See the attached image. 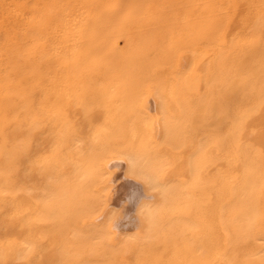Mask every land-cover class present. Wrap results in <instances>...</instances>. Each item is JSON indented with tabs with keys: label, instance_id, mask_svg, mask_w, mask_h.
Instances as JSON below:
<instances>
[{
	"label": "bare ground",
	"instance_id": "bare-ground-1",
	"mask_svg": "<svg viewBox=\"0 0 264 264\" xmlns=\"http://www.w3.org/2000/svg\"><path fill=\"white\" fill-rule=\"evenodd\" d=\"M42 1L37 107L0 111V264H264V0H216L208 51V1L162 0L120 68L109 20L141 0ZM7 9L5 106L27 30Z\"/></svg>",
	"mask_w": 264,
	"mask_h": 264
},
{
	"label": "rangeland",
	"instance_id": "rangeland-1",
	"mask_svg": "<svg viewBox=\"0 0 264 264\" xmlns=\"http://www.w3.org/2000/svg\"><path fill=\"white\" fill-rule=\"evenodd\" d=\"M25 1V2H24ZM88 1V0H87ZM102 1H104L105 2V0H102ZM112 2V0H108L107 2ZM138 1H140V0H138ZM142 2V4H141V6H144L143 7V10H141L142 9V7L140 6V7H137V8H135V9H137L135 12L133 11V7H132V12H130L129 13V11L130 10H127V11H125V9H123V13L122 14H124L125 12H127V14H128V17H129V15L132 13V15L133 16H131L130 15V18L131 17H134L135 15L134 14H136V18H133V21H136V19H137V22L136 23H133V22H131L129 19L130 18H123V20H122V22L124 21V19L126 20V24H124L123 26H124V29H122L121 30V23L122 22H120L121 21V19H118V21H116V22H113V21H115L116 20V18L115 17H117V16H115V17H112V20L110 19L109 21H111L110 23L111 24H109V25H112L113 23H114V25H117V26H115L114 27V25H113V27L114 28H116L115 29V32H114V30L113 31H111V34H112V37H113V40L111 41V39H108V38H106L107 39V42H108V40L109 41H111V43L112 44H114V46H115V42H117V40H119L118 42H119V45L116 47V49L112 52V53H110V52H108L107 54H106V56L111 60V61H113V62H116L117 64H116V66L118 67V68H120L121 66H122V64H123V62L124 61H127V59L128 60H132V57H134V49H135V46L136 47H138L139 45H138V43H140L139 41L141 40V39H138L141 35H142V33L144 32V30H145V28H146V25L148 24V23H151L154 19H156V17H157V15H159L158 13H157V11H156V8H157V6H158V3H160L162 0H147V1H143V0H141ZM166 3H174L175 2V0H164ZM206 1H208V3H206L205 5H204V7L205 8H203V19H202V27H201V29L203 30V37H204V40H203V42H204V45L206 46V47H204L205 49L204 50H206V49H208V50H210L209 48H211L212 47V42H213V39H214V36H215V26H216V24H217V3L215 2L216 0H206ZM42 0H40V1H38V0H20V3H19V1L18 0H0V4H4L5 6H7V11H10V12H12V13H23V15H24V17H25V22L27 23V25H25V22H24V25H25V27L27 28V30H26V33H25V35H26V37L24 38V43L26 44H23L24 45V48H23V52H22V56H23V69H24V71H25V79H24V82H26V84L23 82V87L26 89H22V90H19V92H21L22 94H18V90H10V92H13V93H10L11 95H14V96H11L10 95V97L12 98H10L9 96H7L8 97V99H6V98H4V99H6V100H4V102L5 103H7L6 104V106L1 102L0 103V111L1 112H4V114H5V111L7 110V109H9V110H7V112H6V114L7 115H17V114H19L20 112V114L19 115H21L22 114V111L24 112H26V111H29V110H33V109H35L36 107H37V98H36V95H37V93H35L36 92V88L34 87V85L36 84V82H38L39 81V79H38V72L36 71L38 68H39V65L40 66H43V65H45V60L43 59V58H39L38 57V53L37 54H35L36 53V51L38 52V50H37V47L35 46V43H37L38 42V40H37V35H36V33L37 32H39V29L38 30H36L35 31V29H37L38 27L37 26H33V25H37V24H35V23H37V21H38V18H37V16H39V14H40V12H39V10H40V8L41 7H39V6H42L43 4H42ZM91 2V1H90ZM13 3H15V4H13ZM23 3H24V5H23ZM25 3H27V4H25ZM37 3L39 4V5H37ZM133 3V1L131 2V3H129V2H127V3H125L124 4V6H123V8L126 6V4H132ZM13 4V5H12ZM18 4V5H17ZM29 4V5H28ZM34 4V5H33ZM110 3H106L105 5H108V7L109 8H111L110 7V5H109ZM2 5H0V7L2 6ZM12 5V6H11ZM15 5V6H14ZM30 5H32V6H30ZM36 5V6H35ZM129 5V7H131ZM18 6V7H17ZM20 6V7H19ZM26 7V9H28L27 10V12L25 11L26 9H23V8H25ZM151 6V7H150ZM23 7V8H22ZM29 7V8H28ZM33 9H32V8ZM37 7V8H36ZM107 6H106V8H108ZM34 8H36V9H38V11L36 10V9H34ZM102 8H105V6L103 7H101V9ZM125 8H128L127 6L125 7ZM150 8H152V9H150ZM32 9V10H31ZM18 10V11H17ZM29 10H30V13H29ZM141 10V11H140ZM148 10H149V12H148ZM125 11V12H124ZM32 12V13H31ZM38 12V13H37ZM140 12V13H139ZM153 12V13H152ZM29 13V14H28ZM37 15H35V14ZM97 13H99V10H96V14ZM137 13L138 14H140V16H138L137 15ZM126 14V13H125ZM127 14H126V16H127ZM0 15H1V12H0ZM30 15V16H29ZM31 15H33L32 17H31ZM121 16V15H120ZM118 16L119 18H121V17H124L125 15H123V16ZM138 17H140L142 20H140V18H138ZM144 17V18H143ZM27 18V19H26ZM33 18V19H32ZM115 20H114V19ZM34 19L36 20L35 21V23L33 22L34 21ZM32 20V21H31ZM130 22H129V21ZM128 21V22H127ZM150 21V22H149ZM32 22H33V24H32ZM118 22V23H117ZM143 22V23H142ZM131 25H130V24ZM133 23V24H132ZM120 24V25H119ZM134 25V26H133ZM142 25H144V26H142ZM28 26H30V27H28ZM31 26H32V28H34V27H36L35 29H32L31 28ZM129 26H131V28L129 27ZM112 26H111V29H114ZM132 27H135V28H133L132 29ZM118 28H120V31H119V29ZM123 28V27H122ZM34 30V31H33ZM32 31L33 32H35V35H34V33H32ZM27 32H29V33H27ZM132 32V34L131 35H129L130 36V38H132V39H130L129 38V36H128V34H130V33ZM135 32V33H134ZM28 34H30L29 36H28ZM34 36V38H33V36ZM38 34V33H37ZM1 36H0V44H2V41L6 38V36L4 35V37H3V35H2V32H1V34H0ZM16 35V34H15ZM14 35V36H15ZM117 37H116V36ZM124 35H125V38H124ZM32 36V37H31ZM128 36V37H127ZM133 36V37H132ZM30 37V38H29ZM135 37V38H134ZM4 38V39H3ZM32 38V39H31ZM28 39H30V40H32L33 41V39L34 40H36L35 42L33 41V43H32V41H29ZM136 39V40H135ZM13 40H15L14 38H13ZM132 40L134 41H136L135 43L134 42H132ZM30 42H31V44H30ZM123 42V43H122ZM133 43V44H132ZM11 44H13V45H15L16 44V42H10V45ZM32 44H33V46H35V47H33L32 46ZM107 44H110L109 42L107 43ZM125 44V45H124ZM27 45H29V46H27ZM37 46H38V43L36 44ZM111 45V44H110ZM126 45H129V46H126ZM135 45V46H134ZM209 45V46H208ZM114 46H113V48H114ZM25 47H31L30 48V50H33V51H30L29 49V51L28 50H26V48ZM129 47H131L133 50H132V52L127 56L126 55V53H127V50L129 49ZM209 47V48H208ZM0 48H2V45H0ZM107 48V47H106ZM2 51H0L1 52V54L4 52V48L3 49H1ZM108 49H106V51H107ZM208 50H206V51H208ZM25 51H27V52H25ZM118 51H119V53H118ZM32 52L34 53V54H32ZM27 55H26V54ZM0 54V55H1ZM25 55V56H24ZM31 55V56H30ZM118 55V56H117ZM26 56H30L29 58H27V59H29V65H31V66H29L28 65V61H26L27 59H26ZM37 56V57H36ZM127 56V57H126ZM33 60V61H32ZM25 61H26V63H25ZM38 61V62H37ZM122 61V62H121ZM20 62H22V60L20 61ZM39 63L38 64V66L36 67V69H35V66L33 65V64H35V63ZM99 62V61H98ZM97 62V63H98ZM13 63V62H12ZM12 63H11V65H12ZM43 63V64H42ZM91 64V63H90ZM89 64V65H90ZM88 65V66H89ZM28 66V67H27ZM32 68V69H31ZM27 71H26V70ZM29 70H33V71H29ZM98 70L99 71H103L104 70V63L103 62H99L98 63ZM29 74V75H28ZM27 78V79H26ZM119 78V77H118ZM34 81V82H33ZM28 89V90H27ZM31 90V91H30ZM15 91V92H14ZM27 92V94H25ZM35 93V95H33ZM25 94V95H24ZM19 95V96H18ZM16 96V97H15ZM21 96H22V98L23 99H27L26 101L24 100L23 101V99L21 98ZM24 96H25V98H24ZM27 96V97H26ZM29 96H31L32 98H33V100H32V98L31 97H29ZM34 96V97H33ZM17 97H19L18 99H16ZM10 98V99H9ZM29 98H31V99H29ZM22 101H21V100ZM30 100H31V102L34 104V107H32V104H31V102H30ZM11 101V102H10ZM13 101H14V104H13ZM17 101H18V103H17ZM34 101H35V103H34ZM25 102V103H24ZM15 103H16V106H15ZM24 103V104H23ZM30 103V104H29ZM1 104H2V106H1ZM9 104V105H8ZM14 105V107H16L15 109H13V111H12V109H10V108H13V105ZM23 104V105H22ZM26 104L27 105H31V108H28L27 109V107L28 106H26ZM7 105H8V107H7ZM6 107V108H5ZM3 108H4V111H2L3 110ZM17 108H19V109H21V111L19 110V109H17ZM6 109V110H5ZM23 109V110H22ZM16 110V111H15ZM20 111V112H19ZM10 112H12V113H10Z\"/></svg>",
	"mask_w": 264,
	"mask_h": 264
},
{
	"label": "clouds",
	"instance_id": "clouds-1",
	"mask_svg": "<svg viewBox=\"0 0 264 264\" xmlns=\"http://www.w3.org/2000/svg\"><path fill=\"white\" fill-rule=\"evenodd\" d=\"M148 155L144 152H136L133 155L121 154L116 158V161L128 160L130 162V171L135 172V167L138 162H144L148 159Z\"/></svg>",
	"mask_w": 264,
	"mask_h": 264
}]
</instances>
